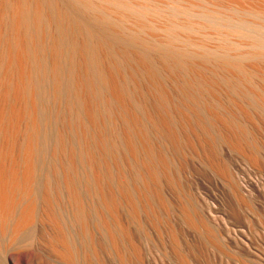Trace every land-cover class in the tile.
<instances>
[{
    "label": "bare ground",
    "instance_id": "bare-ground-1",
    "mask_svg": "<svg viewBox=\"0 0 264 264\" xmlns=\"http://www.w3.org/2000/svg\"><path fill=\"white\" fill-rule=\"evenodd\" d=\"M226 154L264 172V0H0V264H145L147 223L188 264L165 187L220 249L189 178L241 202Z\"/></svg>",
    "mask_w": 264,
    "mask_h": 264
},
{
    "label": "rangeland",
    "instance_id": "rangeland-1",
    "mask_svg": "<svg viewBox=\"0 0 264 264\" xmlns=\"http://www.w3.org/2000/svg\"><path fill=\"white\" fill-rule=\"evenodd\" d=\"M226 157L229 162L228 164L230 165L231 171H233L232 179L237 184H235V187L237 188L238 192L240 191L239 194L242 199L241 202L236 200L237 197L233 193V189L230 190L231 188L228 182L226 184V181H224L223 178V180L220 179L221 177L219 175L214 174V172L203 165H198L196 162H192L196 168L197 173H193L192 176H190L191 178H189V187L191 188V192L193 189V196L195 195L194 200L196 202L197 213L209 227L212 226V229H214L215 232H218L217 236H219L218 239L220 240V245H222L220 249L216 246H213L212 244L211 245L214 248L209 245L210 242L207 240V237L205 236V233L203 231L192 229L188 225H185V223L183 224L182 220L179 217V211H177V209L181 207V204H179V199L177 198V195L174 194V192L165 187V195L167 196L169 201L171 200L170 202H172L171 204L173 205V210L170 211L171 213H168V217L167 215H163L161 213V219H168L169 223L174 225L171 226L173 228L176 227L177 230L180 231L181 242L194 247V255L186 257L188 260V264H239L238 260H243L244 262H246L245 264H264V229H262L261 227L264 222V180H262V178L264 179V172L259 175L252 174L246 167L243 166L241 159L238 156L226 154ZM257 176L258 178H256ZM250 177L253 179V181H251ZM244 178L245 180H243ZM250 182H255L256 185H259H257L259 188H252L250 186ZM244 186L246 187V189ZM249 190L251 192H248ZM242 192L245 193L243 194ZM216 197L218 199H216ZM211 203H213L212 208H210V206L212 205ZM222 205L225 207V209ZM257 206L258 208H256ZM211 212L213 213L214 219ZM224 218L225 220H223ZM257 218H259L258 220L260 222L262 221V225L259 224L258 220H256ZM224 221H226L225 223L230 226H228V229ZM147 224L145 225V232L151 241L150 243L148 242L145 250V264H180L170 250V243L166 235L158 233L159 231L157 232L156 230L152 229L149 223ZM34 228L35 227H31V230L33 231H31L33 233H31L32 236L36 232V228ZM229 233L231 235V238ZM237 235L239 236V238ZM239 239H241V241ZM161 241H163V246L161 244H158ZM234 241L236 242V244ZM151 243H153L154 245ZM183 243L182 245H184ZM38 249L39 251H36V255L34 256V258H32L33 261L35 259V262H39V260L41 259L44 260L45 257L47 261L49 259V261L53 262L54 259L52 257V260L50 259L51 255H48L49 252L46 251L47 249L45 247H38L37 250ZM237 253H239V255ZM235 260H237V262Z\"/></svg>",
    "mask_w": 264,
    "mask_h": 264
}]
</instances>
